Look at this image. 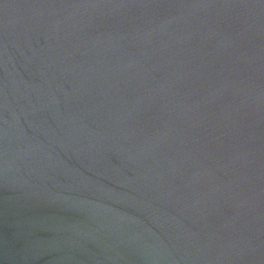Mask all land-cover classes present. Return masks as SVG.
<instances>
[{
  "label": "water",
  "instance_id": "95a60500",
  "mask_svg": "<svg viewBox=\"0 0 264 264\" xmlns=\"http://www.w3.org/2000/svg\"><path fill=\"white\" fill-rule=\"evenodd\" d=\"M0 264H264V0H0Z\"/></svg>",
  "mask_w": 264,
  "mask_h": 264
}]
</instances>
